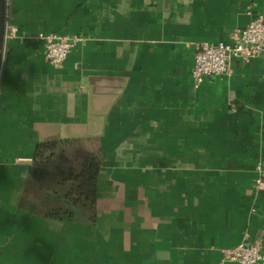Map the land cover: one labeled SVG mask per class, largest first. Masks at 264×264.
I'll return each mask as SVG.
<instances>
[{
    "label": "crops",
    "instance_id": "1",
    "mask_svg": "<svg viewBox=\"0 0 264 264\" xmlns=\"http://www.w3.org/2000/svg\"><path fill=\"white\" fill-rule=\"evenodd\" d=\"M258 15L264 0H7L0 264H220L245 236L264 254V192L252 188L264 56L198 89L191 79L199 45ZM39 33L80 42L53 70ZM92 115H104L101 135L81 138L102 153L94 221L47 218L24 192L35 148Z\"/></svg>",
    "mask_w": 264,
    "mask_h": 264
},
{
    "label": "trees",
    "instance_id": "2",
    "mask_svg": "<svg viewBox=\"0 0 264 264\" xmlns=\"http://www.w3.org/2000/svg\"><path fill=\"white\" fill-rule=\"evenodd\" d=\"M101 163L97 139L37 144L24 191L40 196L32 210L44 209L54 220L92 223Z\"/></svg>",
    "mask_w": 264,
    "mask_h": 264
},
{
    "label": "built area",
    "instance_id": "3",
    "mask_svg": "<svg viewBox=\"0 0 264 264\" xmlns=\"http://www.w3.org/2000/svg\"><path fill=\"white\" fill-rule=\"evenodd\" d=\"M15 32V29L8 33L6 31V40L12 38ZM34 40L42 45L45 60L53 70L62 66L80 42L77 37L54 33H39ZM260 56H264V19L258 15L245 28L233 29L227 42L198 46L191 70L192 86L198 89L209 76H228L233 60L248 64ZM254 169L256 175L252 188L257 193L264 192V162H256ZM262 245V237L257 236L249 240L245 236L235 248L221 250L220 264H264Z\"/></svg>",
    "mask_w": 264,
    "mask_h": 264
},
{
    "label": "water",
    "instance_id": "4",
    "mask_svg": "<svg viewBox=\"0 0 264 264\" xmlns=\"http://www.w3.org/2000/svg\"><path fill=\"white\" fill-rule=\"evenodd\" d=\"M7 27V0H0V71L6 43ZM116 93V92H115ZM113 100V99H111ZM103 117L90 116L85 125H62L58 127V135L51 138H40V142L72 140L81 138L97 137L101 135Z\"/></svg>",
    "mask_w": 264,
    "mask_h": 264
}]
</instances>
